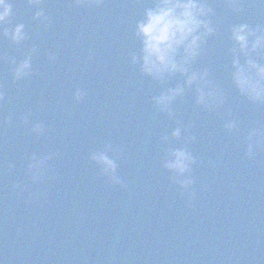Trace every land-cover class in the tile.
I'll return each mask as SVG.
<instances>
[{
	"label": "water",
	"instance_id": "obj_1",
	"mask_svg": "<svg viewBox=\"0 0 264 264\" xmlns=\"http://www.w3.org/2000/svg\"><path fill=\"white\" fill-rule=\"evenodd\" d=\"M209 2L218 34L193 67L209 68L225 103L206 110L187 88L171 117L151 97L183 84V76L156 81L130 61L138 49L135 21L152 0L89 2L75 264H264V148L248 155L244 142L248 128L264 127V104L239 96L224 68L227 25L264 22V4L242 0L241 13L233 15L222 0ZM227 120L237 122V132L223 127ZM177 126L179 139L171 136ZM182 144L196 158L193 183L184 189L162 166L164 149ZM105 148L119 183L90 158Z\"/></svg>",
	"mask_w": 264,
	"mask_h": 264
},
{
	"label": "clouds",
	"instance_id": "obj_2",
	"mask_svg": "<svg viewBox=\"0 0 264 264\" xmlns=\"http://www.w3.org/2000/svg\"><path fill=\"white\" fill-rule=\"evenodd\" d=\"M38 5L40 0H28ZM76 3H100V0H75ZM233 15L241 13L242 0H222ZM264 4V0H259ZM13 15L11 0H0V35L19 44L26 39L23 23L9 27ZM33 18L48 17L42 9L37 8ZM218 34L216 10L209 0H152V5L143 10L136 19L133 35L138 42V49L130 54V61L137 65L141 74L156 81H163L179 73L183 76V84L163 90L159 95L151 97L154 106L172 116L171 105L177 97H183L185 90L194 92V103L206 110H213L225 103V91L221 84L211 77L208 67H193L208 52L209 37ZM228 42L224 58V68L231 87L239 96L252 104H264V22L252 25L247 22L229 23L226 29ZM35 49H33L34 51ZM54 58V57H50ZM0 59L3 56L0 55ZM9 71L13 81L21 80L31 74V57L17 61L10 58ZM3 85H0V100L4 98ZM83 92L77 89L74 93L80 100ZM22 119H26L22 117ZM5 122L8 118L5 117ZM223 127L229 132H237V122L227 120ZM35 132L42 131V125L32 126ZM171 136L179 139L181 126L172 129ZM168 135L161 137L162 142L168 141ZM189 139H195L189 136ZM246 153L264 148V127L257 126L247 129L244 135ZM165 156L162 166L173 173L171 179L184 189L193 183L191 165L196 158L185 145L169 146L164 149ZM107 148L91 153V159L102 165V171L119 183L114 175L116 164L107 154ZM48 157L33 153L28 157L26 169L31 178L35 179L46 170ZM12 167V165H9Z\"/></svg>",
	"mask_w": 264,
	"mask_h": 264
}]
</instances>
